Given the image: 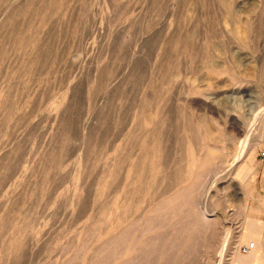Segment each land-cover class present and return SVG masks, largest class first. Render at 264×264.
Masks as SVG:
<instances>
[{
  "label": "rangeland",
  "instance_id": "obj_1",
  "mask_svg": "<svg viewBox=\"0 0 264 264\" xmlns=\"http://www.w3.org/2000/svg\"><path fill=\"white\" fill-rule=\"evenodd\" d=\"M45 1L0 0V247L21 231L2 262L61 264L86 245L80 262L112 200L138 193L134 211L184 185L199 127L220 138L211 173L135 260L230 264L245 218L264 221V0H57L59 16ZM157 137L136 190L131 163ZM208 227L189 253L188 230Z\"/></svg>",
  "mask_w": 264,
  "mask_h": 264
},
{
  "label": "bare ground",
  "instance_id": "obj_2",
  "mask_svg": "<svg viewBox=\"0 0 264 264\" xmlns=\"http://www.w3.org/2000/svg\"><path fill=\"white\" fill-rule=\"evenodd\" d=\"M58 2H60V0ZM58 2L57 0H46L45 4L47 5V8H44L45 12H49V14L54 16H59V10L57 7ZM228 12H230L233 16H236V12L237 15H239L238 11L234 10L233 8H231ZM46 45L44 43L42 47L47 49L51 48V45L50 47ZM212 58L209 60V65H212L214 61ZM235 63L236 67L238 68L240 64L238 57L237 60H235ZM214 64L219 65L218 63ZM237 112L240 113L239 111ZM205 115L206 114L203 113V116ZM262 118V120H264V113ZM196 129L199 132H195L194 134L190 135L192 138L189 137L192 144L190 142L187 143L188 146L194 145V153L190 156L189 153L186 155V151H184L183 154L186 157H183L181 161H185L186 168L183 171H179L180 175L179 177L177 176L179 181L184 183V185L176 188L175 191L167 190L168 195L165 196L163 200L159 199L157 203H153L154 205H148L143 209L134 211L131 209L135 206L137 207L138 202H141V199H138V193H132L129 197L123 199L122 202L112 200L107 206L105 212H102L93 223L88 248V256H86L80 262L75 261L78 258L77 255H79L82 247L87 248L86 245H81L75 248L71 256L65 255V257L61 260V264H138L136 260L137 258L141 257L142 253L140 252L143 250V245L146 243L148 244L149 242L151 243L156 238L151 235V232L156 229L154 226L155 220L162 215L169 214L175 209L179 210L182 207V204L185 202V199L182 197L181 193H184L188 188H191L202 176H205L206 179L211 173V165L216 160V157L213 156L211 152V146L215 145V143L220 138L215 140V138L210 134L211 132L206 128H204L202 132L199 127L195 128L194 130ZM263 133L264 131H260L257 134L258 138H260ZM224 135H227L231 138L235 137L234 131L229 129L224 132ZM199 136L201 137V142L198 141ZM154 141L156 142L155 148L149 151H144L146 146L142 145L141 151L143 150V157L141 159H134L131 163L130 168L137 170L139 173L137 179L134 181L136 190L138 188L137 182L146 172L147 160L154 162L160 158L158 137L154 139ZM148 169L150 171L151 168ZM129 170L132 171V169ZM154 170L151 169V171ZM219 172H221V170H219ZM111 174V178H113L114 172L111 171ZM127 176L129 175L127 174ZM126 192L129 193V190L127 189ZM201 215L203 220H205L207 223H212L213 214H208L205 209H201ZM243 222L244 224L240 229V234L238 233L239 235L236 236L237 240H239L240 243H243V246L241 249H239V244L237 245L239 241L235 242L236 239L234 238L235 244L230 246L229 249L230 264H264V221H258L257 219L248 216ZM11 228L12 229L10 230L9 234L1 241L0 264L4 263L2 262V259L7 258L8 260V258L13 255L15 247H17L19 244L21 231L20 229L16 228L15 224ZM188 231L190 234L189 237L186 238L188 241L185 242V244L187 245V249L190 250L189 253H194V250L196 249V240H198V237L202 233H206L205 235L209 237L213 236L211 235L212 229L210 227L203 231H197L195 229ZM200 231L201 234L199 233ZM146 264L179 263L175 260H155Z\"/></svg>",
  "mask_w": 264,
  "mask_h": 264
}]
</instances>
